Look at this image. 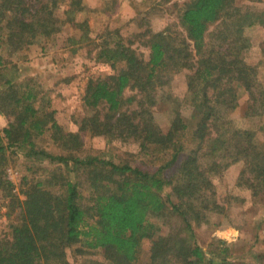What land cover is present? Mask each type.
<instances>
[{"label": "trees", "instance_id": "16d2710c", "mask_svg": "<svg viewBox=\"0 0 264 264\" xmlns=\"http://www.w3.org/2000/svg\"><path fill=\"white\" fill-rule=\"evenodd\" d=\"M61 3L66 7L60 22ZM86 7L83 0H0V52L23 50L54 34L62 23L84 39L91 27L76 17L88 11ZM253 25H264V7L254 11L235 0H185L177 21L138 34L148 49L147 59L119 36L113 44L103 42L96 59L122 66L87 81L83 103L91 112L77 120L74 132L63 129L34 87L14 80L17 64L5 62L0 53V113L10 119L0 130V191L10 220L6 235L0 236V264H70L66 249L78 243L81 252L103 250L111 264L226 263L228 248L204 250L193 226L208 213L224 210L215 198L212 178L227 167L241 163L235 184L252 196L264 189V141H258L257 129L239 126L231 118L240 89L249 97L244 116L264 114V82L246 53L251 43L245 30ZM261 52L264 56V47ZM185 68L188 101L197 116L189 125L177 111L163 128L150 111L157 81L165 85L171 78L164 82L166 73ZM84 131L120 145L132 143L137 154L153 156L155 164L146 168L81 156ZM46 132L63 153L37 150L34 136ZM187 132L190 146L183 142ZM24 147L27 156L45 158L49 166L43 180L25 182V198L20 199L6 169L9 155ZM74 171L85 176L87 198L79 190L80 180L72 177ZM169 216L175 223L160 233L156 222L165 223ZM145 239L150 241L147 259L138 263ZM248 256L260 257L251 251Z\"/></svg>", "mask_w": 264, "mask_h": 264}, {"label": "rangeland", "instance_id": "374dc122", "mask_svg": "<svg viewBox=\"0 0 264 264\" xmlns=\"http://www.w3.org/2000/svg\"><path fill=\"white\" fill-rule=\"evenodd\" d=\"M185 0H83L88 11L78 14V21L86 19L91 32L87 37L80 39V31L74 29L69 23L59 25V30L49 37H40L23 50L8 53L0 52L5 62L16 63L14 80L17 83H28L35 88L38 96L48 103V109L54 110V118L65 131H77L78 122L82 116L87 115L90 108L83 103L85 86L89 79H97L107 74L115 73L122 64L111 67L110 62L96 59L97 52L103 42L113 44L118 36L126 44L131 41V46L148 58V49L143 45L140 32L151 30L153 32L164 29L169 23L177 21V12ZM264 1V0H263ZM235 4L243 8L249 7L254 11H261L264 2L257 0H235ZM62 6L59 9L60 22L64 20ZM210 26L209 30L213 29ZM110 33V34H108ZM249 37L251 47L247 53V60L258 65L259 78L264 82V56L261 48L264 47V25H253L245 30ZM75 40H73V38ZM101 44V45H100ZM260 44V45H259ZM192 60V58H191ZM7 64V63H5ZM185 69L172 74L166 73L164 85L156 89L155 103L150 107L155 121L163 128L169 125L170 120L177 111H180L184 121L192 125L197 111L190 105L187 94V74ZM164 81V82H165ZM1 83V80H0ZM162 86V87H161ZM126 89L124 94L129 95ZM237 105L231 111V118L237 125L257 129L258 141H264V114L263 116L247 118L244 113L247 109L249 97L244 89L237 93ZM199 101V98L195 99ZM40 104V103H39ZM89 109V110H88ZM89 111V112H88ZM10 119L0 113V130L8 126ZM260 128H263L261 130ZM189 132L183 142L190 146ZM51 132L34 136L37 150H46L55 154L65 150L50 138ZM82 147L79 155L99 156L104 160L126 161L146 168L153 167L155 158L147 157L143 153L137 154L134 144L123 145L115 140H108L105 136H93L88 131L82 132ZM16 149V148H13ZM28 148L16 150L8 157L7 176L13 183V192L24 199V191L29 184L36 180H43L48 168L47 159L30 157L26 155ZM168 159L166 155L164 160ZM157 161L159 162H164ZM161 163V164H162ZM241 163L227 167L221 174L212 178L215 198L223 204L224 212L208 213L200 224H194L197 243L208 252L222 251L228 248V256L224 264H264V189L256 196L245 188L235 184L236 177L241 168ZM78 176V177H76ZM26 177V181L23 178ZM72 177L80 180L79 190L84 198L90 194L82 171H74ZM28 182V185L25 184ZM56 187H53L55 189ZM170 191L168 188L167 191ZM231 196L238 199L232 200ZM85 201H87L85 199ZM0 191V236L6 235L9 224L8 209ZM167 222H156L160 226V233H166L169 226L175 223L170 217ZM223 240L224 244L220 241ZM150 241L145 239L141 244L140 260L147 259ZM80 243L67 248V260L70 264H111L104 256L101 249H84L81 252ZM78 249V250H77ZM257 252L259 259L248 256ZM241 256L240 258L236 257Z\"/></svg>", "mask_w": 264, "mask_h": 264}]
</instances>
